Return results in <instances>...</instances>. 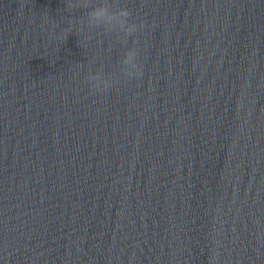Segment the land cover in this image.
I'll list each match as a JSON object with an SVG mask.
<instances>
[{"label":"water","instance_id":"water-1","mask_svg":"<svg viewBox=\"0 0 264 264\" xmlns=\"http://www.w3.org/2000/svg\"><path fill=\"white\" fill-rule=\"evenodd\" d=\"M91 2L0 0V264H264V0Z\"/></svg>","mask_w":264,"mask_h":264},{"label":"clouds","instance_id":"clouds-1","mask_svg":"<svg viewBox=\"0 0 264 264\" xmlns=\"http://www.w3.org/2000/svg\"><path fill=\"white\" fill-rule=\"evenodd\" d=\"M84 15L81 25L90 30H102L111 34L117 40L127 45L129 37L143 28V21H137L127 7L119 6L116 0H93L84 4ZM69 26L63 28L57 39L64 40L74 31L75 24L72 20ZM143 74V65L140 60V49L133 42L130 47H124L116 70L107 74L102 67L93 70L90 66L85 81L91 91L103 93L116 87L121 82H127L133 78H139Z\"/></svg>","mask_w":264,"mask_h":264}]
</instances>
